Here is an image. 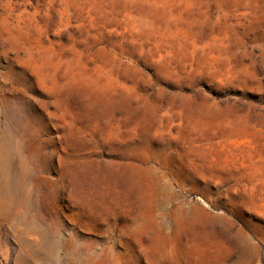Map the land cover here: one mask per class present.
I'll return each instance as SVG.
<instances>
[{
	"label": "rangeland",
	"instance_id": "rangeland-1",
	"mask_svg": "<svg viewBox=\"0 0 264 264\" xmlns=\"http://www.w3.org/2000/svg\"><path fill=\"white\" fill-rule=\"evenodd\" d=\"M0 264H264V0H0Z\"/></svg>",
	"mask_w": 264,
	"mask_h": 264
}]
</instances>
